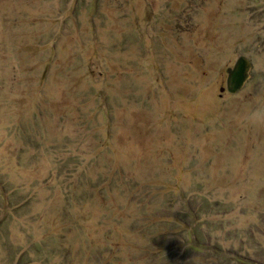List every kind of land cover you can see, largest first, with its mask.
<instances>
[{"label":"rangeland","instance_id":"1","mask_svg":"<svg viewBox=\"0 0 264 264\" xmlns=\"http://www.w3.org/2000/svg\"><path fill=\"white\" fill-rule=\"evenodd\" d=\"M261 108L264 0H0V264H264Z\"/></svg>","mask_w":264,"mask_h":264},{"label":"clouds","instance_id":"2","mask_svg":"<svg viewBox=\"0 0 264 264\" xmlns=\"http://www.w3.org/2000/svg\"><path fill=\"white\" fill-rule=\"evenodd\" d=\"M245 118L251 123H264V108L248 113Z\"/></svg>","mask_w":264,"mask_h":264},{"label":"trees","instance_id":"3","mask_svg":"<svg viewBox=\"0 0 264 264\" xmlns=\"http://www.w3.org/2000/svg\"><path fill=\"white\" fill-rule=\"evenodd\" d=\"M186 210L188 211L189 216H190V218H191L192 220H194V219L197 217V216H196V212H195V210H194L193 208H186ZM191 224H194V223L191 222ZM193 227H195V225H194ZM196 231H197V229L194 228V229L191 230V233L195 234ZM193 239H194V238H191V241H193Z\"/></svg>","mask_w":264,"mask_h":264}]
</instances>
